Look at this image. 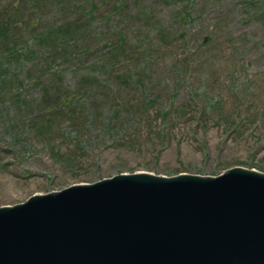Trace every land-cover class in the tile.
Masks as SVG:
<instances>
[{
    "label": "rangeland",
    "instance_id": "obj_1",
    "mask_svg": "<svg viewBox=\"0 0 264 264\" xmlns=\"http://www.w3.org/2000/svg\"><path fill=\"white\" fill-rule=\"evenodd\" d=\"M32 12L0 47V206L120 172H264V0H51ZM39 15L77 19V40L51 50Z\"/></svg>",
    "mask_w": 264,
    "mask_h": 264
},
{
    "label": "water",
    "instance_id": "obj_2",
    "mask_svg": "<svg viewBox=\"0 0 264 264\" xmlns=\"http://www.w3.org/2000/svg\"><path fill=\"white\" fill-rule=\"evenodd\" d=\"M0 264H264V172H120L0 206Z\"/></svg>",
    "mask_w": 264,
    "mask_h": 264
},
{
    "label": "trees",
    "instance_id": "obj_3",
    "mask_svg": "<svg viewBox=\"0 0 264 264\" xmlns=\"http://www.w3.org/2000/svg\"><path fill=\"white\" fill-rule=\"evenodd\" d=\"M12 3L8 5V8L2 7L0 9V47L5 45L8 42L11 31L17 29L19 24L17 19L21 18L24 13L33 14L34 11L39 6L42 7L44 3H49L51 0H10ZM119 3H123L124 0H115ZM89 18L92 20L94 18L93 12L94 9L89 8ZM185 15L190 18V13L185 12ZM93 16V17H92ZM35 25L41 24L42 21L45 22V28L42 31V39H45L46 45L50 47L51 50H57L60 48L67 47L71 42L77 40V35L81 31L79 25L76 24V20L61 22L58 19V23H50L51 20L44 18L43 16H35ZM88 18V20H89ZM54 20V21H55ZM90 21V20H89ZM107 26V25H104ZM35 31V30H34ZM156 33V30H155ZM59 39V40H58ZM40 41V40H39ZM157 41H154V44H157Z\"/></svg>",
    "mask_w": 264,
    "mask_h": 264
}]
</instances>
